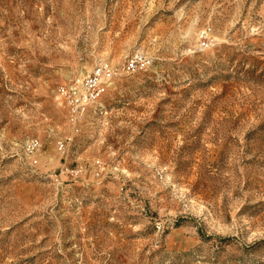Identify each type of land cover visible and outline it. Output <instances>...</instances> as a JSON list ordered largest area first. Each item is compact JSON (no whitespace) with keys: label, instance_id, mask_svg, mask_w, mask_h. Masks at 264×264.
<instances>
[{"label":"rangeland","instance_id":"obj_1","mask_svg":"<svg viewBox=\"0 0 264 264\" xmlns=\"http://www.w3.org/2000/svg\"><path fill=\"white\" fill-rule=\"evenodd\" d=\"M0 264H264V0H0Z\"/></svg>","mask_w":264,"mask_h":264},{"label":"built area","instance_id":"obj_2","mask_svg":"<svg viewBox=\"0 0 264 264\" xmlns=\"http://www.w3.org/2000/svg\"><path fill=\"white\" fill-rule=\"evenodd\" d=\"M150 62L140 57L137 61H132L127 66V71L131 73L145 72L150 68ZM115 73L107 66L98 68L93 74L88 76L81 83L70 86H63L60 89V98L63 100L68 110V123L73 130L78 131L80 122L88 110L100 103L107 94L109 85ZM41 147L39 140H29L26 143V150L29 153L37 152ZM59 151L65 150V142H59Z\"/></svg>","mask_w":264,"mask_h":264}]
</instances>
